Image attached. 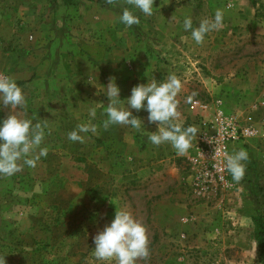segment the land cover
<instances>
[{"label": "rangeland", "instance_id": "rangeland-1", "mask_svg": "<svg viewBox=\"0 0 264 264\" xmlns=\"http://www.w3.org/2000/svg\"><path fill=\"white\" fill-rule=\"evenodd\" d=\"M63 3L73 8L63 16L71 36L63 54L54 56L49 47L59 20L53 15ZM125 7L139 16V25L120 22ZM153 7L145 16L125 0H0V71H13L24 90L31 83L35 92L38 84L44 90L48 76L41 70L49 56L57 67L52 75L72 79L77 93L66 96L70 102L58 92L50 103L41 101L44 109L33 124L47 123L40 146L47 155L35 168L24 165L0 178V256L6 264H104L92 255L93 237L110 225L116 206L147 228L151 256L137 264H264L258 243L264 126L254 110L264 102V8L232 0H155ZM217 9L223 27L196 44L184 19L191 17L195 28ZM169 74L182 82L176 120L182 128L193 126L197 103H220L238 118L252 114L257 139L236 149L249 154L241 182L228 173V185L215 191L198 185L186 162L192 153L180 156L170 144L148 140L158 124L148 122L146 110L130 109L143 122L140 132L103 128L110 77L120 89V107L127 108L134 86L161 83ZM93 107L95 119L89 116ZM90 119L96 133H79L83 143L68 139Z\"/></svg>", "mask_w": 264, "mask_h": 264}, {"label": "clouds", "instance_id": "clouds-1", "mask_svg": "<svg viewBox=\"0 0 264 264\" xmlns=\"http://www.w3.org/2000/svg\"><path fill=\"white\" fill-rule=\"evenodd\" d=\"M109 5H117L118 0H106ZM127 5L138 9L145 16L153 15L155 0H125ZM120 22L126 27L139 25V16L129 8L123 9ZM223 11L217 9L213 19L202 20L197 27H193L191 17L183 21L185 31L191 30L192 39L198 45H203L206 34L219 31L223 27ZM182 90V82L175 74H169L167 79L157 83L152 79L146 84H138L131 89V95L126 100L129 107H120V89L115 79L110 77L106 87L108 105L105 108L107 119L103 121V128L107 130L111 125L131 126L137 132L142 131V120L132 115L130 109L137 112L146 110L148 122L158 124V130L151 132L147 138L151 144L160 146L170 144L177 155L183 156L192 147V141L199 130L195 126L182 128L176 120L179 117L177 96ZM0 102L12 110L26 107V100L21 87L10 76L0 73ZM146 102V103H145ZM96 108L89 109V116L95 119ZM77 125V130L68 133L72 142H84V136L79 133H96L97 125L91 123ZM44 124H33L30 119H20L10 114L0 123V178H8L21 171L24 165L35 168L41 156H46L48 149L40 147L44 137ZM212 143V140H209ZM37 149L39 152L37 154ZM216 149L214 156L216 154ZM249 154L241 148L232 154H225L224 167L232 180L239 183L246 174V163ZM113 203L112 201H110ZM95 245L92 255L104 264H137V261H148L151 256L150 238L144 224L136 220L132 214L116 206L115 217L110 225H105L93 237ZM182 259V258H181ZM0 264H6L5 256H0Z\"/></svg>", "mask_w": 264, "mask_h": 264}, {"label": "built area", "instance_id": "built-area-1", "mask_svg": "<svg viewBox=\"0 0 264 264\" xmlns=\"http://www.w3.org/2000/svg\"><path fill=\"white\" fill-rule=\"evenodd\" d=\"M196 105L199 112L193 126L199 132L193 139L192 155L186 157V162L197 184L205 190L215 191L218 187L228 185V172L224 167L225 154H232L238 146L244 147L257 139L259 130L250 112L238 118L220 103ZM254 110L259 112L261 126H264V102L260 103L259 109L255 106ZM210 139L212 143L209 142ZM215 149L217 151L214 156Z\"/></svg>", "mask_w": 264, "mask_h": 264}, {"label": "crops", "instance_id": "crops-1", "mask_svg": "<svg viewBox=\"0 0 264 264\" xmlns=\"http://www.w3.org/2000/svg\"><path fill=\"white\" fill-rule=\"evenodd\" d=\"M232 1L236 4V6L241 5V7H244L246 9H248V8H250V9L264 8V0H232ZM68 4L69 3H63L61 5H55V7H56L55 12H57L59 14V16H56V13H54L53 18L56 20H59V21H57L58 30L56 32L55 31L52 32V33H54V35L52 36L53 41H51L53 43V46H50V47L48 46L50 50H53L54 56H56L58 54L60 55L61 53L63 54V51H64L63 49H65L67 46H69L67 44V41L70 39L71 34L69 36H67L66 32H68V31H67V27L65 26L66 20H65V18H63L64 11L68 9V7H67ZM71 9H73V8H71ZM71 9H68L67 11L69 12V11H71ZM56 20H55V23H56ZM48 54L51 55V52L49 51ZM47 57H48L47 61L49 62V64H48L46 70H45V67L41 70L42 73H46L48 76V78L45 79V81H46L45 89L43 88L44 90H39V89H41V87L38 84V91L35 92V90H34L35 84L34 83L29 84L28 90H24V88H21L23 91V94L25 96L26 107H23L22 111H21V108H17L15 110H12L10 108V106L5 107L3 104H0V111H1V113H3L4 119L7 118V116L10 114H14L17 116L20 114L22 119H30V120H32V122H35L36 118L39 117L38 112L40 111V108L42 107L44 109V106L41 104V101L47 102V104H48L49 98H50L51 94L53 96L54 92H55L57 97H60V95H62V99L68 100L69 102L73 101L72 99H69L66 96L74 97L75 95H77L76 89H75V87H73V84L76 82L72 81V79H70L69 77H66V76H65V79H63L64 81H62L61 79H57V77L53 76L52 74L56 71L54 69H57L56 65H53V64L56 62L52 61L49 58V56H47ZM66 68H68V67H66ZM63 69H65V68H63ZM70 69H71V66H70ZM8 71L11 74L10 77L13 78L16 82V79H18V76L15 74H12L11 72H13V71H10V70H8ZM58 72H60V71H58ZM66 72H67V70H66ZM28 80H30V77ZM60 80L63 83L65 82V85L63 83H59ZM54 84L55 85L58 84L59 86L58 87L54 86ZM56 92H58L60 95H58V93H56ZM46 109H48V108H46ZM39 120H41V118H39ZM191 153H192V150L189 149L185 156H188Z\"/></svg>", "mask_w": 264, "mask_h": 264}, {"label": "trees", "instance_id": "trees-1", "mask_svg": "<svg viewBox=\"0 0 264 264\" xmlns=\"http://www.w3.org/2000/svg\"><path fill=\"white\" fill-rule=\"evenodd\" d=\"M4 120L3 114L0 112V123ZM259 223V232H258V243L261 251L264 253V207L262 211V215L258 220Z\"/></svg>", "mask_w": 264, "mask_h": 264}]
</instances>
